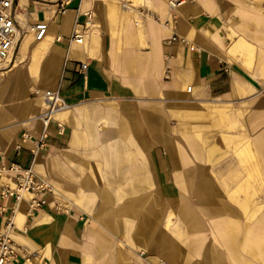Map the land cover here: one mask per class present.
<instances>
[{
    "label": "crops",
    "instance_id": "0c3cea01",
    "mask_svg": "<svg viewBox=\"0 0 264 264\" xmlns=\"http://www.w3.org/2000/svg\"><path fill=\"white\" fill-rule=\"evenodd\" d=\"M146 1L168 16L167 0ZM117 2L74 0L44 39L24 31L0 67V166L33 160L15 145L22 132L42 131L36 90L59 89L68 103L34 163L38 178L53 185L45 204L30 213L27 200L0 196L7 208L0 226L16 208L19 264H225L216 239L235 263L264 264V210L248 224L244 214L261 207L254 193L243 199L244 214L229 201L216 174L226 135L216 132L210 143L200 123L218 127L221 104L231 105V122L242 123L256 172L264 173V17L246 0H193L171 30L152 19L137 26L135 11L126 22ZM42 3L39 20H48L54 9ZM252 4L264 15L259 0ZM88 12L96 22L84 42L70 41L75 20L84 23ZM173 33L195 49L169 41ZM16 176L1 177L0 191Z\"/></svg>",
    "mask_w": 264,
    "mask_h": 264
},
{
    "label": "built area",
    "instance_id": "2783aa9c",
    "mask_svg": "<svg viewBox=\"0 0 264 264\" xmlns=\"http://www.w3.org/2000/svg\"><path fill=\"white\" fill-rule=\"evenodd\" d=\"M73 1L55 0V7L51 17L48 20H37L30 26L37 40L44 39L47 36L49 25L52 22H57L62 15L66 14ZM77 1L80 5L83 0ZM117 1L123 10L131 9L135 11L138 16V19L135 20L136 25L142 23L144 19H152L161 23L164 27L174 30L179 15V8L185 2L193 0H167L169 14L165 19H162L156 10L147 6L140 5L137 7L136 5H132V0ZM19 9L20 0H0V67L7 61L8 53L11 52L12 55L15 52L19 38L23 34V28L18 17ZM87 15L88 18H91V12H88ZM88 27L87 21L82 23L75 20L73 30L68 39L75 43H83L88 32ZM17 31L20 32L19 35H17ZM55 39L61 40L62 35H57ZM176 40L189 44L191 49H195V46L191 45L186 37L173 33L169 41ZM87 66L86 62H81L79 65L83 71L86 70ZM35 93L41 97L43 103V110L39 115V119L42 122V131L39 134L29 131L22 132L20 141L15 145L17 151H21L23 148L29 149L33 155V160L26 167H22L16 162H13L8 168L0 166V178L9 171L17 174L12 184H1V198L12 197L16 203L27 200L30 213H34L45 204L46 200L43 197V193L53 191V185L49 181L38 178L34 163L37 156L49 145L50 126L54 121L55 113L68 108V103H66L59 89L36 90ZM61 127L62 125L58 123L59 130ZM2 155L3 151L0 145V156ZM10 210L11 216L5 218L4 224L0 226V264L20 263L19 247L13 239L16 208H11ZM6 212L7 208L0 206V216L4 217ZM155 264L169 263L161 260Z\"/></svg>",
    "mask_w": 264,
    "mask_h": 264
},
{
    "label": "rangeland",
    "instance_id": "374dc122",
    "mask_svg": "<svg viewBox=\"0 0 264 264\" xmlns=\"http://www.w3.org/2000/svg\"><path fill=\"white\" fill-rule=\"evenodd\" d=\"M42 2L47 4L46 7L49 9V12H51V10L54 9L55 7L54 6L55 0H42V1L37 0L36 2L30 3V5L24 4L20 8V12H22L26 17L29 27L31 23L39 20L40 16L46 14L45 9H43ZM252 2H254V0H246L247 5L252 7V9H254L257 15H259L260 17H264L262 11L260 9H256L253 6ZM259 2H261L260 6L262 8V5H264V0H259ZM132 3L137 7L143 5L151 9H154L158 12L156 7L151 5L149 1L147 2L146 0H135V3L134 2ZM109 15L111 14L109 13ZM92 22L95 23L96 22L95 19H92ZM126 22H131V20ZM20 23L21 26H23V32L24 31L26 32L28 30V28H26L27 26L25 25L24 22L20 21ZM142 24L143 22L139 23V25L137 26H141ZM92 27L93 26H89L88 31ZM229 31L230 34L228 36L233 41V37L237 34L235 32L234 22L230 25ZM250 55L251 54H249L248 59H250ZM221 106L225 107L226 113L224 114V117L221 120L220 125L218 126L219 128L212 126L211 122L208 119H203L202 121H200V123L204 125L203 132L205 135L208 136L207 140L210 143L214 141V137L217 135L216 132H221L226 135L225 147L216 153L219 159H221V161L217 162L216 164L218 166H222L221 170L223 172L222 173L217 172L216 174L220 175V177L218 178L222 185V189L223 190L227 189L226 190L227 192L225 193L229 201L232 203V205L235 208L241 209L243 214H244V206L246 205L245 202L243 203V199L246 198L248 194L254 193L253 200L254 202L257 203V207L258 206L261 207L257 208L259 209L258 213L253 217L252 216L247 217L244 214L247 223L251 224L252 222H254L256 216H258L264 210V173H261V175L258 176L256 172L258 171V162L253 150L251 149V144L249 139L247 138V136L243 137V135L241 134L244 128L242 126V123L239 122V120L235 116H233V118L236 119L235 124H233L230 120L229 112L231 111V105L221 104ZM232 124L233 126H231ZM230 134L233 136L232 139L230 138L231 136ZM249 136H253V133L251 132ZM202 147L204 152H206L208 145L203 144ZM244 148L250 149L251 153H249L248 155L247 154L243 155L241 151ZM243 157L244 160H242ZM255 165L257 166V169H255ZM260 166L261 167L259 168L262 170V164ZM251 211L250 213H252ZM216 240L217 241H215V244L217 246V249H219L223 253V256L225 255L224 263L237 264L230 257L228 249L223 246L222 242L219 239Z\"/></svg>",
    "mask_w": 264,
    "mask_h": 264
},
{
    "label": "bare ground",
    "instance_id": "6f19581e",
    "mask_svg": "<svg viewBox=\"0 0 264 264\" xmlns=\"http://www.w3.org/2000/svg\"><path fill=\"white\" fill-rule=\"evenodd\" d=\"M40 1H42V0H40ZM116 1V0H115ZM132 2H134L135 3V0H132ZM102 5V4H101ZM132 5H134V4H132ZM52 6V5H51ZM111 7L113 8V6L110 4V10H111V12H114V11H112L113 9H111ZM20 8H21V6H20ZM109 9V8H108ZM20 10V9H19ZM116 10L118 11V12H120L122 15H124V19H125V21H130L131 20V13L133 12V10H131V9H129V10H122V8H121V6L119 5V3L117 2V4H116ZM115 10V11H116ZM122 10V11H121ZM109 11V10H108ZM110 12V11H109ZM111 14H113V13H111ZM114 14L116 15V13L114 12ZM19 13H18V17H19ZM121 15V16H122ZM119 16H120V14H119ZM121 18V17H120ZM115 19H116V17H115ZM120 20V19H119ZM86 21L88 22V26H92L94 23L92 22V18H87L86 19ZM22 28H23V26H21ZM26 28H28V29H31L30 27H26ZM20 34V32H18L17 31V35H19ZM85 40V39H84ZM86 42H88V41H86ZM241 42H242V40H241ZM234 44V43H233ZM238 44V43H237ZM239 49V48H238ZM231 51V50H230ZM11 56V52H9L8 53V55H7V58H9ZM62 111H64V110H61V111H58V112H56L55 113V115H54V117H56V115H58L60 112H62ZM226 110H222V109H220L219 110V112H220V114L222 115V117H224V114L226 113L225 112ZM230 120H232V118H230ZM243 137H246V135H243ZM236 140V139H235ZM239 140V139H238ZM243 140V139H242ZM233 144V143H232ZM241 153L243 154V155H245V154H249V153H251V151H250V149H248V148H244V149H242V151H241ZM241 154V155H242ZM242 160H244V157L242 158ZM255 169H257V166L255 165ZM163 261V260H162Z\"/></svg>",
    "mask_w": 264,
    "mask_h": 264
}]
</instances>
